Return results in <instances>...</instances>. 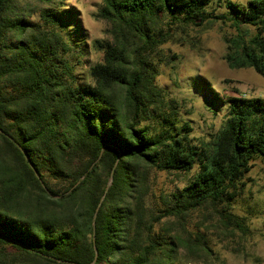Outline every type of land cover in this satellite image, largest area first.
Returning a JSON list of instances; mask_svg holds the SVG:
<instances>
[{
    "label": "trees",
    "instance_id": "1",
    "mask_svg": "<svg viewBox=\"0 0 264 264\" xmlns=\"http://www.w3.org/2000/svg\"><path fill=\"white\" fill-rule=\"evenodd\" d=\"M69 1L0 0V264L208 259L188 214L222 207L236 219L229 209L264 161V98L194 84L210 109L226 110L216 141L199 145L157 84L161 47L179 26L225 20L237 31L225 38L227 65L264 77V0H102L97 18L110 40L94 43L103 60L82 74L86 46ZM215 4L227 13L209 12ZM194 170L148 207L151 171Z\"/></svg>",
    "mask_w": 264,
    "mask_h": 264
},
{
    "label": "rangeland",
    "instance_id": "2",
    "mask_svg": "<svg viewBox=\"0 0 264 264\" xmlns=\"http://www.w3.org/2000/svg\"><path fill=\"white\" fill-rule=\"evenodd\" d=\"M228 1L243 6L249 0ZM218 5L211 6L209 12L218 16L226 14L224 4ZM101 6L102 0H70L66 6L76 9L81 20L82 39L86 46V55L78 65L81 74L103 60L104 53L96 50L94 43L110 40L107 25L97 18ZM236 33L231 22L210 20L201 26H179L172 40L161 47L157 84L165 89L169 99L177 103L180 118L192 123L194 130L191 137L195 143L204 147L216 141L225 122L226 110L224 107L210 109L203 98V88H196L194 84L207 81L214 91L225 98H264V77L252 69H231L224 60L227 48L225 38ZM194 172L151 171L148 207L154 210L156 206H162L160 195L164 193L170 197L177 193L186 186ZM244 183L241 194L229 209L243 228L235 226L236 219L230 223L221 212L222 207H217L218 210L211 207L197 209L189 213L185 223L187 230L193 235H204L212 255L196 263L183 264H264V161L254 162ZM163 221L166 227L169 223L166 221L171 220Z\"/></svg>",
    "mask_w": 264,
    "mask_h": 264
}]
</instances>
